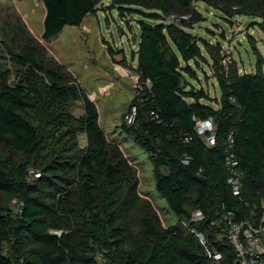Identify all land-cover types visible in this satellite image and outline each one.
<instances>
[{"label": "trees", "instance_id": "1", "mask_svg": "<svg viewBox=\"0 0 264 264\" xmlns=\"http://www.w3.org/2000/svg\"><path fill=\"white\" fill-rule=\"evenodd\" d=\"M40 1L44 41L66 26H80L105 2L120 17L137 13L160 21H138L131 61L141 84L126 111L135 106L137 114L127 124L125 113L121 127L148 155L156 192L177 222L164 226L149 207L140 219L141 235L133 234L139 201L134 164L109 142L95 102L72 72L57 61H38L35 53L44 48L25 44L12 56L20 68L15 80L0 71V264H213L208 249L233 264L235 252L216 224L223 209L235 221L254 223L264 210V60L256 52L255 71L238 74L233 60L226 67L186 29L201 21L192 8L199 1L228 16L257 18L264 29V0ZM3 35L23 43L30 37L23 29ZM107 53L111 59L122 55L125 63L122 50L107 45ZM208 58L218 99L188 80L197 79ZM78 101L83 114L75 117L71 108ZM205 120L214 124V146L197 134V123ZM230 154L242 184L238 197L227 184ZM195 211L203 219L191 222ZM193 230L206 237V246Z\"/></svg>", "mask_w": 264, "mask_h": 264}, {"label": "rangeland", "instance_id": "2", "mask_svg": "<svg viewBox=\"0 0 264 264\" xmlns=\"http://www.w3.org/2000/svg\"><path fill=\"white\" fill-rule=\"evenodd\" d=\"M108 5L105 2L95 15H87L80 26H66L55 38L44 41L45 10L40 0H0V71L5 72L10 81L15 80L20 68L12 56L19 53L25 44L34 50L32 45L37 44L44 48L43 52H34L38 61H57L72 72L89 99L95 102L99 125L109 142L116 143L135 166L139 201L132 212L131 226L133 234L140 236V219L149 207L159 214L164 226L177 222L166 201L156 192L153 167L148 155L121 127L123 116L141 84L132 69L134 62L131 61L132 51L136 49L140 36L138 21L150 25L160 21L137 13L120 17L118 10H108ZM192 8L200 15L201 21L192 29H186V32L219 53L226 67L233 60L238 74L255 71L256 52L264 60V29L259 25L261 21L247 16H228L221 9L202 1L194 3ZM14 29H23L29 33L32 41L30 37H25V43L18 40L11 42L4 37L3 32L7 30L13 33ZM107 45L114 51L124 52V64H121L123 56L120 54L110 58ZM214 71L213 62L208 58V62L200 63L196 70L197 79L188 80L197 90L202 89L212 99H218L219 88ZM209 104L217 107L213 102ZM71 114L75 117L83 114L81 101L74 103Z\"/></svg>", "mask_w": 264, "mask_h": 264}, {"label": "built area", "instance_id": "3", "mask_svg": "<svg viewBox=\"0 0 264 264\" xmlns=\"http://www.w3.org/2000/svg\"><path fill=\"white\" fill-rule=\"evenodd\" d=\"M186 19V18H185ZM170 21L177 23V19L174 17L169 18ZM137 110L135 106H131L128 112L125 114L124 120L127 124H132L135 121ZM153 115L157 118V115ZM197 134L204 137V140L208 146H214L215 144V128L211 120H205L197 123ZM187 141V140H186ZM229 148L233 145V140H228ZM188 159L182 160L184 165H187ZM227 165L230 170V176L227 179V184L231 187V191L234 196H239L241 191V181L236 173L237 161L233 158V155L227 158ZM203 214L200 211H195L190 216L191 222L201 221ZM184 224V223H183ZM220 226L221 235L226 242L232 246L236 258L233 264H264V210L261 214L258 223H254L250 220L235 221L233 213L223 209L221 217L216 224ZM199 242L202 245H207L206 237L199 231H192ZM207 256L211 258L213 264H225L224 258L219 252L214 250H207Z\"/></svg>", "mask_w": 264, "mask_h": 264}, {"label": "water", "instance_id": "4", "mask_svg": "<svg viewBox=\"0 0 264 264\" xmlns=\"http://www.w3.org/2000/svg\"><path fill=\"white\" fill-rule=\"evenodd\" d=\"M197 122V121H196Z\"/></svg>", "mask_w": 264, "mask_h": 264}]
</instances>
